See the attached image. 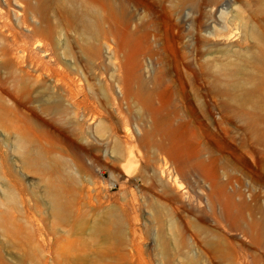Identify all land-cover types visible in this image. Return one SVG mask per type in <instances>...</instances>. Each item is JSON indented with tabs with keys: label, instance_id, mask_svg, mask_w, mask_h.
Returning <instances> with one entry per match:
<instances>
[{
	"label": "rangeland",
	"instance_id": "rangeland-1",
	"mask_svg": "<svg viewBox=\"0 0 264 264\" xmlns=\"http://www.w3.org/2000/svg\"><path fill=\"white\" fill-rule=\"evenodd\" d=\"M0 264H264V0H0Z\"/></svg>",
	"mask_w": 264,
	"mask_h": 264
},
{
	"label": "bare ground",
	"instance_id": "bare-ground-1",
	"mask_svg": "<svg viewBox=\"0 0 264 264\" xmlns=\"http://www.w3.org/2000/svg\"><path fill=\"white\" fill-rule=\"evenodd\" d=\"M82 152H89V150L88 149H85V148H82V147H80L79 148ZM167 164V163H166Z\"/></svg>",
	"mask_w": 264,
	"mask_h": 264
}]
</instances>
